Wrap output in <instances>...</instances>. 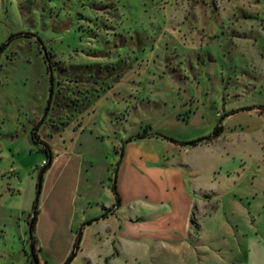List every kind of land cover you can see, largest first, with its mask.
<instances>
[{
    "label": "rangeland",
    "instance_id": "obj_1",
    "mask_svg": "<svg viewBox=\"0 0 264 264\" xmlns=\"http://www.w3.org/2000/svg\"><path fill=\"white\" fill-rule=\"evenodd\" d=\"M183 191L264 239V0H0V264H152Z\"/></svg>",
    "mask_w": 264,
    "mask_h": 264
},
{
    "label": "crops",
    "instance_id": "obj_2",
    "mask_svg": "<svg viewBox=\"0 0 264 264\" xmlns=\"http://www.w3.org/2000/svg\"><path fill=\"white\" fill-rule=\"evenodd\" d=\"M181 193L187 203L184 209L172 198L175 206H168L164 215L154 217L153 234L129 238L138 243L150 236L152 264H264V239L253 233L251 226L240 228L235 221L225 220L220 208L208 210L206 201L196 203L190 212L188 191ZM156 203H163L161 197Z\"/></svg>",
    "mask_w": 264,
    "mask_h": 264
},
{
    "label": "trees",
    "instance_id": "obj_3",
    "mask_svg": "<svg viewBox=\"0 0 264 264\" xmlns=\"http://www.w3.org/2000/svg\"><path fill=\"white\" fill-rule=\"evenodd\" d=\"M202 140H204V139H202ZM202 140H197V141H192V142H190L189 144L190 145H197L198 143H200ZM49 161V160H48ZM49 166V162H47L44 166H43V170L44 169H46L47 167ZM114 188H115V183H114ZM115 193L117 194V197H119L118 196V192L115 190ZM35 219V217H33V220ZM74 255V254H73ZM72 255V256H73ZM71 259V257L69 258V260Z\"/></svg>",
    "mask_w": 264,
    "mask_h": 264
}]
</instances>
